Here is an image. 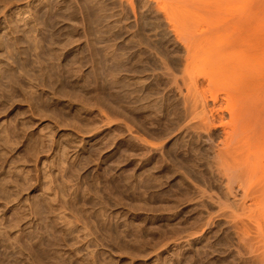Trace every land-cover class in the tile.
Returning <instances> with one entry per match:
<instances>
[{"label":"rangeland","instance_id":"374dc122","mask_svg":"<svg viewBox=\"0 0 264 264\" xmlns=\"http://www.w3.org/2000/svg\"><path fill=\"white\" fill-rule=\"evenodd\" d=\"M242 1L0 0V264L231 262L181 77Z\"/></svg>","mask_w":264,"mask_h":264},{"label":"bare ground","instance_id":"6f19581e","mask_svg":"<svg viewBox=\"0 0 264 264\" xmlns=\"http://www.w3.org/2000/svg\"><path fill=\"white\" fill-rule=\"evenodd\" d=\"M243 1L196 32L208 42L210 64L196 74L186 64L181 81L197 127L220 128L212 155L225 190L217 199L235 208L228 264H264V0ZM234 48L239 52L231 54Z\"/></svg>","mask_w":264,"mask_h":264}]
</instances>
